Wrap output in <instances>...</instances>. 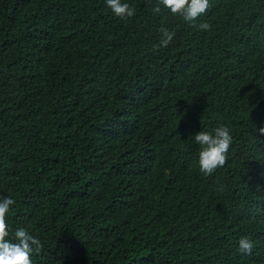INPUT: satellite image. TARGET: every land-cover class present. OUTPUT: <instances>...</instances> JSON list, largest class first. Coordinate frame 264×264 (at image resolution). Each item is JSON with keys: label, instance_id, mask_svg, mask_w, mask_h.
Instances as JSON below:
<instances>
[{"label": "trees", "instance_id": "trees-1", "mask_svg": "<svg viewBox=\"0 0 264 264\" xmlns=\"http://www.w3.org/2000/svg\"><path fill=\"white\" fill-rule=\"evenodd\" d=\"M0 0V199L33 264H264V0ZM174 33L166 47L160 28ZM233 141L213 174L194 136ZM254 243L252 255L238 241Z\"/></svg>", "mask_w": 264, "mask_h": 264}, {"label": "clouds", "instance_id": "clouds-1", "mask_svg": "<svg viewBox=\"0 0 264 264\" xmlns=\"http://www.w3.org/2000/svg\"><path fill=\"white\" fill-rule=\"evenodd\" d=\"M106 5L113 14L121 19L130 18L135 14V9L123 0H106ZM161 5L170 10L173 15L181 16L185 22L193 24L200 30H211L208 22L195 23L211 7L210 0H159L152 9L154 14L161 12ZM163 39L161 46L166 47L173 40L174 33L161 27ZM264 134V127L258 129ZM195 142L200 146L199 167L205 175L213 174L218 168L223 167L228 159V152L233 141L230 129L221 125L213 132L200 131L194 136ZM16 203L12 197L0 199V264H33L32 254H39L43 248L40 239L30 234L23 227L15 229L10 234L7 215ZM254 243L247 237L238 241V251L242 254L252 255Z\"/></svg>", "mask_w": 264, "mask_h": 264}]
</instances>
